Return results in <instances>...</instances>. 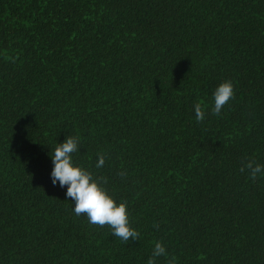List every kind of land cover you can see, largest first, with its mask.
<instances>
[{
	"label": "trees",
	"instance_id": "trees-1",
	"mask_svg": "<svg viewBox=\"0 0 264 264\" xmlns=\"http://www.w3.org/2000/svg\"><path fill=\"white\" fill-rule=\"evenodd\" d=\"M225 78L234 97L213 115ZM69 134L136 239L51 183ZM247 159L264 163V0H0V264H144L157 239L177 264H264Z\"/></svg>",
	"mask_w": 264,
	"mask_h": 264
},
{
	"label": "clouds",
	"instance_id": "clouds-1",
	"mask_svg": "<svg viewBox=\"0 0 264 264\" xmlns=\"http://www.w3.org/2000/svg\"><path fill=\"white\" fill-rule=\"evenodd\" d=\"M211 105L208 109L213 115L220 114L222 106L234 97L233 81L221 80L211 93ZM196 121L205 117L206 105L199 100L192 105ZM81 143L78 134H69L63 140L55 142L49 154L52 161L50 179L53 185L57 183L65 187V199H71L72 212L76 216L82 213L87 217L89 224L105 225L110 228L111 234L120 240L136 239L138 229L129 219L127 201L117 200L107 186V180L89 167L82 165L76 158ZM107 154L97 152L95 168L103 166ZM247 169L248 176L256 179L264 175V163L247 159L241 166V171ZM122 177L126 172L121 170ZM164 258V264H177V258L166 249L165 242L160 239L154 241L150 254L144 264H157L158 258Z\"/></svg>",
	"mask_w": 264,
	"mask_h": 264
}]
</instances>
